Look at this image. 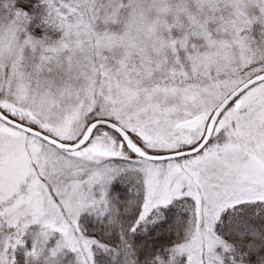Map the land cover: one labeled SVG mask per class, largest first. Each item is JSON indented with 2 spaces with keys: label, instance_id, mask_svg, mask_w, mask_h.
Instances as JSON below:
<instances>
[{
  "label": "snow or ice",
  "instance_id": "snow-or-ice-1",
  "mask_svg": "<svg viewBox=\"0 0 264 264\" xmlns=\"http://www.w3.org/2000/svg\"><path fill=\"white\" fill-rule=\"evenodd\" d=\"M0 264H264V0H0Z\"/></svg>",
  "mask_w": 264,
  "mask_h": 264
}]
</instances>
